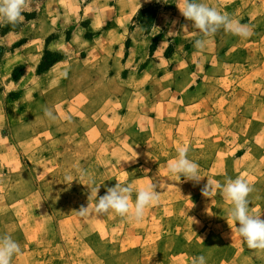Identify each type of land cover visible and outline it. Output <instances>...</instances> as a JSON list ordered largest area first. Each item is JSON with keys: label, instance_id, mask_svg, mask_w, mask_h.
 I'll use <instances>...</instances> for the list:
<instances>
[{"label": "rangeland", "instance_id": "374dc122", "mask_svg": "<svg viewBox=\"0 0 264 264\" xmlns=\"http://www.w3.org/2000/svg\"><path fill=\"white\" fill-rule=\"evenodd\" d=\"M203 2L251 35L221 27L198 50L178 0H58L25 11L45 17L16 33L1 35L0 22V235L21 245L11 264H264L221 190L202 195L208 179L242 178L264 219V0ZM53 67L63 76L52 83ZM180 147L199 183L166 170ZM160 180L140 223L76 214L89 182L97 199L132 184L134 201Z\"/></svg>", "mask_w": 264, "mask_h": 264}, {"label": "clouds", "instance_id": "9594fccd", "mask_svg": "<svg viewBox=\"0 0 264 264\" xmlns=\"http://www.w3.org/2000/svg\"><path fill=\"white\" fill-rule=\"evenodd\" d=\"M36 0H0V22H7L11 25H18L25 19L24 12L30 11ZM177 7L180 13L192 23V28L197 29L202 39H197L194 47L203 49L208 38L212 37L221 27L235 36L246 38L251 35V27L238 20L210 7L203 0H178ZM176 21H172L174 28ZM174 33L172 29L168 34ZM165 41L160 47L165 46ZM44 116L55 120L56 116L51 108L44 109ZM199 165L188 156V149L180 147L177 156L167 162L166 170L172 175L183 176L186 180L199 183ZM69 179L71 177H68ZM163 180L159 184L155 181L145 187L136 190L135 200H132V184L116 183L115 186L107 187L103 196L97 199L98 187L91 186L89 182L90 195L87 206L82 205L76 214L87 220L99 218L110 212H115L129 221L140 223L145 216L146 210L155 203H158L160 192L157 187L163 188ZM221 190L225 200L231 202L227 216L235 223V231L244 240L249 249L264 250V219L261 215L254 214L249 207L248 196L252 187L242 178H226L223 185L214 180L207 181L202 189L204 197L212 196L217 189ZM94 202V206L90 203ZM237 224L239 227H237ZM21 254V245L8 234L0 235V264H11L13 257ZM193 264H207L205 255L193 258Z\"/></svg>", "mask_w": 264, "mask_h": 264}, {"label": "crops", "instance_id": "0c3cea01", "mask_svg": "<svg viewBox=\"0 0 264 264\" xmlns=\"http://www.w3.org/2000/svg\"><path fill=\"white\" fill-rule=\"evenodd\" d=\"M52 1H58V0H52ZM52 1H50V0H44V1H41V2H35L34 4H33V6L35 7V6H37V5H41V6H44V5H47V6H51L52 5ZM120 0H116V2H119ZM130 7H133V8H135V9H138L139 7H140V3L138 4V2H134V3H131V4H129V8ZM43 17H45L44 15H43V13L42 14H40V15H37L34 19H32V20H29V21H27V22H25V23H27V24H31V22L32 21H35V22H38V21H40L41 20V18H43ZM26 26H23L22 27V29H23V31H24V28H25ZM21 29V28H20ZM20 29L18 30V31H20ZM17 31V32H18ZM13 33H16V32H13ZM60 68H63V63L61 62L60 63ZM49 73L50 74H48V76H47V81H49V82H55V81H58L62 76H63V73H59V72H56V69L53 67L50 71H49ZM191 86H192V84H191ZM193 87V86H192ZM147 118H149V117H146V116H144V115H140L139 116V118H138V120H140L141 119V121H144V120H146ZM157 118V117H156ZM153 120L155 119V116H153V118H152ZM64 127H62L61 129H63ZM66 130H68V129H65V131L64 132H66ZM139 130V129H138ZM146 130H149V129H146ZM145 130V131H146ZM52 131L54 132V131H57V129H52ZM142 131H143V129H142ZM94 132V129H92V130H90V131H87V133H89V134H91V133H93ZM52 143H54V142H52ZM168 222H170V223H173L174 221L171 219V218H169V220L167 221V223ZM168 228V227H167ZM168 231V230H167ZM167 237H169V239H173L174 238V236H165L164 237V239H166ZM175 238H177V239H179L180 238V236H175Z\"/></svg>", "mask_w": 264, "mask_h": 264}, {"label": "trees", "instance_id": "16d2710c", "mask_svg": "<svg viewBox=\"0 0 264 264\" xmlns=\"http://www.w3.org/2000/svg\"><path fill=\"white\" fill-rule=\"evenodd\" d=\"M41 1H44V0H36V2H41ZM24 17L26 20H30V19H34L35 17H32L28 14H24ZM21 24V23H20ZM20 24L18 25H11L9 23H5L3 27H1V35H6L8 33H11V32H17L19 29H20Z\"/></svg>", "mask_w": 264, "mask_h": 264}]
</instances>
